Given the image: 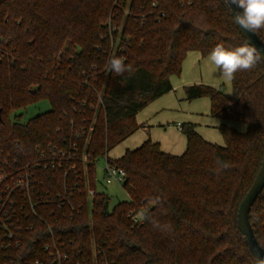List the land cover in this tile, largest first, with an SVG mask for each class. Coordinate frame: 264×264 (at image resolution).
Wrapping results in <instances>:
<instances>
[{
	"label": "trees",
	"instance_id": "trees-1",
	"mask_svg": "<svg viewBox=\"0 0 264 264\" xmlns=\"http://www.w3.org/2000/svg\"><path fill=\"white\" fill-rule=\"evenodd\" d=\"M257 33L264 41V29ZM245 41L222 0H0V170H33V199L51 198L41 208L46 222L35 221L13 251L21 264H51L53 240L68 252L63 264H93L94 250L98 264H259L238 210L264 158V62L237 72L232 92L184 88L187 99L209 97L223 145L188 121L182 154L148 138L108 156L141 128L137 113L173 89L189 51ZM112 56L133 72L116 75ZM43 99L50 109L22 121L16 111ZM73 143L75 157L61 166L39 162L41 149ZM101 156L127 173L129 198L113 207L107 193L87 195ZM144 207L135 223L130 213ZM250 220L264 247V189Z\"/></svg>",
	"mask_w": 264,
	"mask_h": 264
},
{
	"label": "rangeland",
	"instance_id": "rangeland-1",
	"mask_svg": "<svg viewBox=\"0 0 264 264\" xmlns=\"http://www.w3.org/2000/svg\"><path fill=\"white\" fill-rule=\"evenodd\" d=\"M207 57L208 54L202 55L199 51H189L183 62V71L181 74L175 75L176 80L182 82L185 78L197 79L198 83L214 85L225 92H232L231 81L226 82L219 70L208 61ZM210 105V99L207 96L187 99L184 87L175 88L158 97L137 113V122L146 124L147 127H141L111 149L108 156L118 158L127 147L141 143L146 137L159 141L163 147H171L181 150L183 153L187 147V139L181 129L176 126L178 122H195L197 129L209 137L207 139L224 143V137L218 127L221 120L210 114ZM50 107V101L43 99L27 107V109L16 111V113H21V120L26 121L30 117L50 109ZM236 126L244 129L245 125L237 122ZM105 161L106 156H101L97 161L96 188L97 191L107 193L110 196V205L113 207L119 201L128 199L129 195L123 185L116 182L106 183L102 169Z\"/></svg>",
	"mask_w": 264,
	"mask_h": 264
},
{
	"label": "built area",
	"instance_id": "built-area-1",
	"mask_svg": "<svg viewBox=\"0 0 264 264\" xmlns=\"http://www.w3.org/2000/svg\"><path fill=\"white\" fill-rule=\"evenodd\" d=\"M117 45L116 42L115 46L118 48ZM178 127L182 129V123H179ZM74 150H76L74 143L72 150L58 149L56 146L49 145L47 149H41V161L39 162H44L45 166H61L64 161H69L75 157L76 152ZM82 159L86 161L87 155L84 154ZM73 167L74 165L71 168L73 169ZM102 169L104 170L106 183L116 182L124 186L127 179L124 168L112 164L106 158ZM69 171L66 170L65 175ZM34 189L35 177L33 170L27 168L22 170H0V264H21L20 258L13 251L22 245V233L34 228L35 221L46 222L47 220L41 212V208L43 206L47 207L51 203V198L40 196L34 200ZM97 193L99 191L96 187H87V195L90 200ZM145 210L146 207L131 212L132 220L135 223L143 222ZM45 248L50 251L51 264H63L68 259V252L57 245L55 240L50 244H46ZM99 256L100 253L94 250L93 264H98ZM35 264H41V260H36Z\"/></svg>",
	"mask_w": 264,
	"mask_h": 264
},
{
	"label": "clouds",
	"instance_id": "clouds-1",
	"mask_svg": "<svg viewBox=\"0 0 264 264\" xmlns=\"http://www.w3.org/2000/svg\"><path fill=\"white\" fill-rule=\"evenodd\" d=\"M224 4L231 11V6L236 5L242 9L233 17L236 25L246 31L256 33L264 29V0H224ZM208 61L220 70L223 79L230 82L235 79V74L240 71H251L258 63L264 62L262 52L245 41L236 47H225L223 43L214 46L207 57ZM126 57L112 56L107 61L108 68L116 75L124 73L131 74L133 68L125 64ZM219 169H226L229 164L226 161H217ZM259 264H264V258L259 260Z\"/></svg>",
	"mask_w": 264,
	"mask_h": 264
},
{
	"label": "water",
	"instance_id": "water-1",
	"mask_svg": "<svg viewBox=\"0 0 264 264\" xmlns=\"http://www.w3.org/2000/svg\"><path fill=\"white\" fill-rule=\"evenodd\" d=\"M224 3V0H222ZM237 12H242V9L238 8L236 5L231 6V15L235 16ZM243 37L254 45L257 49L262 52V57H264V41L259 36V34L246 32L242 30L239 25H237ZM2 118V111L0 109V119ZM264 189V158L261 163V166L255 176V179L244 196L243 200L240 203L238 210V227L246 239L247 244L249 245L250 250L255 255L256 259L259 261L261 258H264V247L260 244L257 239L253 226L250 220V210L252 205L261 194Z\"/></svg>",
	"mask_w": 264,
	"mask_h": 264
},
{
	"label": "crops",
	"instance_id": "crops-1",
	"mask_svg": "<svg viewBox=\"0 0 264 264\" xmlns=\"http://www.w3.org/2000/svg\"><path fill=\"white\" fill-rule=\"evenodd\" d=\"M198 55V54H197ZM183 71V70H182ZM176 76L175 75H173L172 76V83H173V89H175V88H177V89H181L182 87H184L185 88V86H187V85H191V84H204V83H198V81H197V79H192V78H185L182 82H178L176 79L177 78H175ZM219 88V87H218ZM172 89V90H173ZM159 107V106H158ZM192 122V121H191ZM222 122V121H221ZM179 123H183V122H178L177 124H176V126L178 127V124ZM195 123V122H194ZM221 124V123H220ZM219 124V125H220ZM142 126L141 127H147V125L146 124H141ZM218 125V126H219ZM234 126L236 127V128H238L237 126H236V123H234ZM197 128V127H196ZM239 130H244L245 129V126H244V129H240V128H238ZM139 130V129H138ZM198 130V129H197ZM182 131V130H181ZM199 131V133L205 138V139H207V138H209V137H207L202 131H200V130H198ZM183 133V132H182ZM184 134V133H183ZM148 138H150V137H148ZM147 137L141 142V143H139V144H137V145H134V146H132V147H127L126 149H128V148H136V147H138V146H140L145 140H147L148 139ZM207 140H209V139H207ZM153 141H156V140H153ZM209 141H211V142H214V143H218V142H220V141H218V140H216V141H212V140H209ZM156 142H159V141H156ZM159 144H160V142H159ZM218 144H220V145H223L224 143H218ZM160 147H161V149L162 150H164V151H166V152H169V153H173V154H182L181 152V150H177V149H173V148H171V147H163V146H161L160 145ZM126 149H125V151H126ZM124 151V152H125ZM123 152V153H124ZM122 153V154H123ZM121 154V155H122Z\"/></svg>",
	"mask_w": 264,
	"mask_h": 264
}]
</instances>
